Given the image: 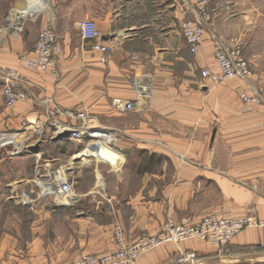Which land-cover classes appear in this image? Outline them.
Masks as SVG:
<instances>
[{"label":"crops","instance_id":"0c3cea01","mask_svg":"<svg viewBox=\"0 0 264 264\" xmlns=\"http://www.w3.org/2000/svg\"><path fill=\"white\" fill-rule=\"evenodd\" d=\"M12 7L27 10L17 26L6 21ZM182 8V0H0V69H16L31 95L65 109L85 108L99 122L108 117L110 130L124 127L107 147L113 161L88 148L78 154L99 162L91 175L79 172L69 205L37 195L58 158L34 169L21 156L0 152V264H67L83 253L106 255L115 249L114 222L131 241L156 233L167 218L197 223L210 214L252 212L264 220V104L240 99L264 89V0H210L196 55L180 32ZM83 18L95 21L100 40L111 47L104 64L88 44L80 46ZM43 27L55 30L62 47L58 77L21 63ZM230 37L242 44L251 75L205 88L199 70L214 69V41ZM142 75L150 80L145 110L113 108L112 97L136 96L130 79ZM37 113L31 100L4 107L0 85V131ZM77 151L60 153L68 163ZM28 190L29 203L18 196ZM255 248H264V227L245 228L222 248L196 239L167 242L135 264H176L179 251L196 255L182 264H264V250Z\"/></svg>","mask_w":264,"mask_h":264},{"label":"built area","instance_id":"2783aa9c","mask_svg":"<svg viewBox=\"0 0 264 264\" xmlns=\"http://www.w3.org/2000/svg\"><path fill=\"white\" fill-rule=\"evenodd\" d=\"M182 20L180 32L187 44L190 53L198 54L204 29L209 23L208 5L210 0H182ZM26 9L16 11L10 8L6 21L10 26H17L19 20L25 16ZM16 20L17 23H16ZM79 37L82 44H88L90 50L98 55L100 63H106L111 50L110 45L100 40V32L91 18H83L78 23ZM62 52L58 36L51 27L39 30L34 50L21 56V63L33 71L58 74L57 59ZM214 69L202 67L199 70L200 83L210 88L233 78L246 80L251 75V63L242 51V44L235 38H217L213 45ZM0 85L4 107L12 108L22 101H33L41 107L33 120L26 119L21 123L22 131L7 129L0 131V152L16 155L23 148V143L33 139L41 142L48 139L61 140L74 145L86 144L88 147L94 141L109 146L113 144L116 135L106 128L99 120L88 113L84 108H61L49 97H37L26 90V81L20 77L14 68L0 69ZM136 96L133 99L112 97L110 105L120 112H143L150 97V80L147 76H136L130 79ZM46 98V99H42ZM240 99L247 104L264 103V89L254 90L252 94L241 93ZM97 134L98 136H95ZM54 138V136H59ZM40 136V137H39ZM21 142L17 143L16 140ZM74 180L67 175L51 178L43 184L38 196L53 197L62 205H69L75 198ZM32 190L23 191L18 196L30 202ZM250 227H264V220L255 213L248 212L239 217H221L216 214L204 216L194 223L189 218L174 221L167 218L160 225L156 233H141L135 239L128 241L118 222L112 226L114 251L106 255L83 253L72 257L67 264H135L137 259L148 251L167 242H181L189 239L204 241L212 246L225 247L241 230ZM196 255L193 252L179 251L175 256V263L193 262Z\"/></svg>","mask_w":264,"mask_h":264},{"label":"rangeland","instance_id":"374dc122","mask_svg":"<svg viewBox=\"0 0 264 264\" xmlns=\"http://www.w3.org/2000/svg\"><path fill=\"white\" fill-rule=\"evenodd\" d=\"M80 46L82 48H86L85 45H83V44H81ZM87 48L90 50L89 46ZM206 67H208V66H206ZM58 71H59V68H58ZM58 75H59V73H58ZM58 75H56V76L58 77ZM42 99H46V98H42ZM261 104H264V103H261ZM37 109L39 111L42 110L41 107H37ZM85 110L88 112L87 109H85ZM33 119L30 118L28 120H33ZM100 122L103 125H105L106 128H108L107 124L110 121H109L108 117H104V118H101ZM21 129H22V126H19L18 128H15L12 130H17V131L21 132L22 131ZM108 129L110 130V128H108ZM110 131H112L116 136L117 135L122 136V134H124V132H123L124 127L123 126H117L116 128H114V130L111 129ZM37 137H38L37 135H33V139L25 141L23 143V148L19 151L20 153H18L16 155H19L25 159L27 167L33 166L34 169L37 168L38 166L45 165L44 162L47 159V157L50 159L51 158H58V161H56L57 164L55 162V164L52 165L53 169L51 170V174H49V175L43 174L42 175L43 176L42 180L44 182H48L51 178L57 177L60 171L76 182V180H78L79 172L81 173L82 171H85L89 175H91L93 172L91 170V169H93V165L95 164L96 161L99 162V160H97L93 156H84V155L79 156L78 155L83 149L87 148L86 144L84 145V143L75 147V145L73 143L66 142V141H61V140H57V141L51 140L50 141L48 139V136L46 137V140L44 142H41L40 139L37 140ZM59 137H60V135L54 136V138H59ZM52 141H55V143H52ZM111 146H113V145H111ZM66 149H70V151L78 150L74 157H70V159H68V161H69L68 162L69 163L68 168L66 167V166H68V163L66 162L67 159H63V156H61V153H60L61 150H66ZM3 152L5 153V151H3ZM63 162H66L64 167L62 165ZM101 163H103V165L109 166V164L106 162L101 161ZM33 176L35 178H38V179L41 178V175H39V173H36L34 171H33ZM74 185L75 184L73 183V187L75 189L76 185L75 186ZM75 191H76V189H75ZM253 250H258V251L262 250L263 251L264 248H259V249L255 248Z\"/></svg>","mask_w":264,"mask_h":264},{"label":"bare ground","instance_id":"6f19581e","mask_svg":"<svg viewBox=\"0 0 264 264\" xmlns=\"http://www.w3.org/2000/svg\"><path fill=\"white\" fill-rule=\"evenodd\" d=\"M21 6V5H20ZM19 7V6H18ZM26 9V7H25ZM95 136H98L97 134H94ZM17 143H20L21 140L17 139L16 140ZM108 146L103 145L101 142L98 141H94L92 145H89L87 148L89 151H91L94 154H97V157L101 160H106V161H113V155L112 152L109 151V149L107 148ZM61 174V175H60ZM59 176H62L63 173L60 171Z\"/></svg>","mask_w":264,"mask_h":264}]
</instances>
